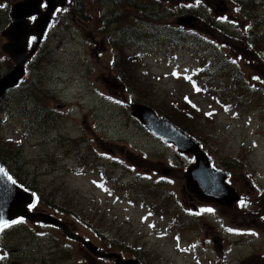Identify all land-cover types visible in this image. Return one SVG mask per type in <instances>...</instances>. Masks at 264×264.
Wrapping results in <instances>:
<instances>
[{
  "label": "rangeland",
  "instance_id": "1",
  "mask_svg": "<svg viewBox=\"0 0 264 264\" xmlns=\"http://www.w3.org/2000/svg\"><path fill=\"white\" fill-rule=\"evenodd\" d=\"M17 1L0 0V77L15 66V61L2 51L7 42L2 34L10 23V7ZM84 1L88 11L82 20L69 16L71 5H67L68 14L60 10L53 17L50 29L26 66L25 81L7 94L5 105L6 108L9 106V112L0 111V149L5 151V161L22 179L43 190V199L49 198L51 202L50 207L36 212L48 210L100 249L110 247L111 241L118 246L142 247L148 264H220L223 261L236 264L240 258L245 259L241 264H259V258H252V252L264 260V218L248 213L246 203L244 206H217L213 212L202 215L200 231L196 234L195 219L175 215L172 204L183 202L189 209L201 202L198 203L187 190L184 170L171 168V163H166V158L173 156L172 152L158 145L130 116L129 91L124 87L120 91L117 85L109 83L122 85L112 69L115 53L111 39L115 33L123 35L113 23L106 27L111 11H120L112 0ZM162 2L170 8L161 21L163 25L179 27L175 16L179 6H198L199 12L208 15L205 10L211 5V8L227 9L224 17L227 28L223 33L201 20L189 21L190 31L196 28L197 33H207L211 30L214 38L208 41L202 35L203 41L193 44L191 50L188 46H174L179 42L177 40L172 43L167 40L169 45L146 40L137 46L124 47L123 53L135 58L136 63L130 72L138 86L133 97L144 96L157 106L172 102L183 106L188 104L184 101L187 98L197 112L194 113L196 120L177 114L175 122L198 127L196 130L200 132V138L208 141L206 147L212 151L217 166L232 173L231 180L240 191L249 192L241 174L251 173L264 188V132L258 126V109L264 108V41L258 39L253 50L240 42L234 45V36L249 30L229 0ZM256 2L257 18H247V21L250 24L258 22L252 29L264 37V0ZM217 17L221 16L218 14ZM132 18V12H121L119 21H131ZM220 52L225 55L219 71L227 68L225 75L241 74L252 90L247 91L248 103L236 105L239 107L232 110L214 103L211 96L204 93L212 92L209 86L213 77L212 70L205 66L206 57ZM187 76H192L194 81ZM229 93L231 96L239 94L235 90ZM26 111H32V114ZM211 111L215 113L208 116ZM68 166L80 167L83 171L72 173ZM135 173L142 174L143 183H158L157 187L153 186L169 196L156 207V218L147 216L148 209L125 203L117 194L121 187L115 186L116 178L127 183ZM250 194L251 198L243 197L253 198L254 202L256 192ZM54 208L63 211L65 217ZM202 210L198 209L197 213ZM71 214L80 217V221H88L99 233H105V238L76 225ZM24 224L26 226L10 229L5 237L7 246L15 250L12 255L15 262L113 263L111 259H97L84 246L71 240V236L70 241L60 228L47 230L33 223ZM161 233L168 235L159 237ZM174 235L182 237L181 243L187 247H191L197 238L210 239V250L191 249L177 254ZM213 240L222 244L223 249L217 250L218 244ZM114 248L110 251L118 252L119 248ZM123 256L130 257L127 253ZM215 256L219 257L220 263L215 262Z\"/></svg>",
  "mask_w": 264,
  "mask_h": 264
},
{
  "label": "trees",
  "instance_id": "2",
  "mask_svg": "<svg viewBox=\"0 0 264 264\" xmlns=\"http://www.w3.org/2000/svg\"><path fill=\"white\" fill-rule=\"evenodd\" d=\"M110 1V0H109ZM69 2L72 4L71 6V15L77 18L78 20H82L85 17V14L87 13V5L84 0H69ZM112 3H114L116 9H118L120 12L111 11L109 14V21L106 25L108 28L112 23L116 26V30H119V32H122L123 37L120 36V34H116V38H119L120 40L113 42L114 47L117 51V64L114 65V70L119 78V81H121L122 86L125 88L126 91H129V94L137 93L138 90L136 88L138 86H135L133 76L130 73L133 66L136 65L135 58H128L123 53H121L122 48L126 44H134L138 45L139 42H141L144 39H152L154 41L159 39V36L163 32V37L166 40H179V42L186 39L184 35H186L185 28L181 29L179 27H171L166 26L161 23L162 20L166 17V15L169 14L168 9H170L166 4L162 2V0H112ZM249 6H251L250 3H248ZM132 10L134 13V21H131L129 23H125V21L121 22L119 21L120 13L125 10ZM117 13L116 16L114 13ZM194 13L197 16H202L204 13H200L198 10H194L187 6H179L177 13H175V16L179 17L181 15ZM205 15V14H204ZM203 21L205 23H208L209 25L214 24V21L211 19V15L204 16ZM111 21V22H110ZM150 36V37H149ZM178 42V43H179ZM214 58H211L213 60ZM122 88H119L120 91L123 90ZM135 102H138L140 104H145L149 107H151L159 116L168 119L169 121L173 122L174 124L178 125L179 128H181L184 132H186L189 135L196 137H200V132L196 130V125L191 126L185 125L181 123L180 125L177 124L175 121V116L177 114H182L186 119L193 120L196 119L195 114L193 113V108L191 106L186 105H179L177 103H169L165 104L162 103L159 106L155 105L151 100L146 99L144 96L139 98H134ZM133 102V101H132ZM7 104V98L3 99V101H0V111H8L10 108ZM130 104V103H129ZM6 109V110H5ZM30 112L32 114V111H26ZM29 114V115H30ZM1 126V125H0ZM198 128V127H197ZM197 139V138H196ZM4 149L1 147L0 149V164L5 168L7 171H10L9 169V162L7 163L5 160L4 155ZM4 156V159H3ZM18 174L15 169L11 170ZM19 176V175H18ZM20 183L28 184L24 179L21 180L19 178ZM154 189H150V193H153ZM165 197V195H163ZM261 203H263L262 207H264V200L261 198L259 200ZM111 243L114 245L115 242L111 241ZM140 262H143V258L138 251L132 250L131 252Z\"/></svg>",
  "mask_w": 264,
  "mask_h": 264
},
{
  "label": "water",
  "instance_id": "3",
  "mask_svg": "<svg viewBox=\"0 0 264 264\" xmlns=\"http://www.w3.org/2000/svg\"><path fill=\"white\" fill-rule=\"evenodd\" d=\"M41 1L43 0H23L22 2L13 5L11 8L10 17L14 19V22L11 23L7 30H5L3 33V37H6L8 40V43L4 44L3 46V51L8 53L14 59L16 65L5 77L0 79V99L2 98V95L5 93V91L16 86L19 80L23 78L25 70L24 64L26 63V60L29 58V56L35 52L34 48L37 47V44L34 45V48H32L28 54H26L27 38L30 35L36 34L38 42L42 37V32L45 31V27L48 25L50 14L55 8V0H45L47 4V12L40 16L39 5ZM37 13L40 17L37 16L34 24H27L28 20H26V18H30V16L33 15L36 16ZM189 21L191 20L185 17L181 21V24H184L183 26L188 27ZM131 109L133 117L142 122L152 133L159 135V132L162 133L166 131L170 135H174V132H172L173 127L170 126L168 122L157 118L155 114L147 107L133 105ZM185 139L190 141L192 145V147L187 151H190L195 155L201 154L197 148V145L192 140L188 138ZM181 149L182 148L180 147V150ZM0 169L3 168L0 166ZM31 200L32 199L29 198L28 194H23L19 188L12 185L8 181L6 175L4 174V170L3 172H0V221L10 222L16 217L20 216L31 219L33 215H27V212L24 210V206L26 204H31ZM35 219L38 221L40 220L50 222L45 216L35 217ZM58 225L61 228H64V224L58 223ZM71 236L80 240V238L77 236ZM86 246L90 248V244H86ZM92 253L98 257L115 258V264H137L135 260L122 261L120 256L115 254H98L94 247H92Z\"/></svg>",
  "mask_w": 264,
  "mask_h": 264
},
{
  "label": "flooded vegetation",
  "instance_id": "4",
  "mask_svg": "<svg viewBox=\"0 0 264 264\" xmlns=\"http://www.w3.org/2000/svg\"><path fill=\"white\" fill-rule=\"evenodd\" d=\"M8 231L9 228H4L2 231H0V257H3L2 259H0V264H21L19 262H15L13 257L7 252V243L5 242V237ZM28 247H30V244L28 245Z\"/></svg>",
  "mask_w": 264,
  "mask_h": 264
},
{
  "label": "snow or ice",
  "instance_id": "5",
  "mask_svg": "<svg viewBox=\"0 0 264 264\" xmlns=\"http://www.w3.org/2000/svg\"><path fill=\"white\" fill-rule=\"evenodd\" d=\"M173 75H175V73H173ZM188 79H190V77H187ZM197 91H199V89H197ZM187 99V98H186ZM0 172H3V169H0ZM5 175H7V173H5ZM9 180H11L12 178L9 176L8 177ZM12 183H15V181L13 180ZM243 201H241V205L243 206ZM203 211H207V212H212V209H203ZM22 221L19 220H13L11 223L12 224H17V223H21ZM9 223L6 221H0V231H2L4 228L9 227ZM228 231H233L232 229H228ZM3 257H0V259H2Z\"/></svg>",
  "mask_w": 264,
  "mask_h": 264
},
{
  "label": "bare ground",
  "instance_id": "6",
  "mask_svg": "<svg viewBox=\"0 0 264 264\" xmlns=\"http://www.w3.org/2000/svg\"><path fill=\"white\" fill-rule=\"evenodd\" d=\"M59 2H61V1H59ZM200 13H203V12H200ZM204 14H205V13H204ZM205 15L208 16L207 14H205ZM199 17H200V16H199ZM177 139H178V138H177ZM174 141H175V140H174ZM188 142H190V141H187V143H188ZM185 146L188 147L187 145H185ZM208 174H209V173H208ZM208 183H209V181H208ZM38 224H40V223H39V222H36V223H35V225H38Z\"/></svg>",
  "mask_w": 264,
  "mask_h": 264
}]
</instances>
